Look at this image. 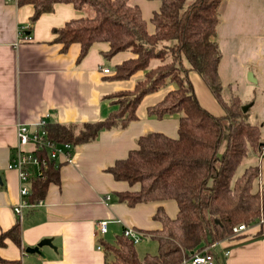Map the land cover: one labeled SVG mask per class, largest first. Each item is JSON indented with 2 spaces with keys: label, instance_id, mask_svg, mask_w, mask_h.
<instances>
[{
  "label": "crops",
  "instance_id": "1",
  "mask_svg": "<svg viewBox=\"0 0 264 264\" xmlns=\"http://www.w3.org/2000/svg\"><path fill=\"white\" fill-rule=\"evenodd\" d=\"M128 4L140 8L152 33L154 26L149 20L158 10L159 1L128 0ZM32 15L30 4L0 0V233L17 221L13 207L23 199L17 172L8 168L16 149V124L24 123L32 130L41 120L47 125L105 118L115 107L108 95L132 89L142 76V71H138L124 80L112 78L114 67L135 55L123 51L105 58L102 53L108 49L106 42H94L79 61V43L61 51L62 44L53 41V29L84 16L71 3H55L51 11L29 24ZM219 20L216 41L221 50L218 62L221 94L225 100L230 93L243 100L250 97L248 103L254 105L257 100H253L252 93L260 86L262 104L250 114V119L261 120L260 136L264 140V0H222ZM20 32L27 37H20ZM104 68L109 72L105 73ZM249 71L256 82L248 80ZM189 79L201 105L221 114L222 109L199 75L190 72ZM249 85L255 86L252 93L246 92ZM172 87L170 83L145 94L135 111L137 119L124 129L100 132L95 141L72 147L67 159L58 155L59 182L48 185L43 199L23 207L20 242L6 238L0 246V257L9 264H104L103 250L98 249L100 238L112 241L129 226L140 232L158 230L161 223L154 219V213L159 206L173 218L177 211L174 200L135 206L118 200L116 192L127 190L129 185L115 180L106 171L115 160L126 157L128 150L136 147L135 140L141 134L160 131L169 137L177 135V114L158 119L149 117L146 111ZM23 148L32 150L33 145ZM253 163L260 168L257 179L260 185L264 182V157L255 152ZM99 220L106 221L105 233L96 230ZM43 239L41 254L25 252L26 246H34ZM135 248L141 259L146 253L155 254L158 243L146 235ZM213 256V264H264V218L251 224L246 234L219 240Z\"/></svg>",
  "mask_w": 264,
  "mask_h": 264
},
{
  "label": "trees",
  "instance_id": "2",
  "mask_svg": "<svg viewBox=\"0 0 264 264\" xmlns=\"http://www.w3.org/2000/svg\"><path fill=\"white\" fill-rule=\"evenodd\" d=\"M158 1V10L149 20L154 29L149 33L140 8L129 5L128 0H17V5H32L29 24L51 11L55 3H71L84 16L53 29V41L62 44V52L70 44L79 43V61L94 42H106L108 49L102 53L105 58L123 51L135 55L116 65L112 78L124 80L142 71L132 89L108 95L115 107L105 118L45 125L51 142L81 145L95 141L102 131L124 129L137 119L135 111L145 94L173 84L146 111L149 117L158 119L177 114V135L169 137L160 131L141 134L135 140L136 147L106 171L129 185L127 190L116 192L121 202L135 206L174 200L176 215L171 218L158 207L154 219L161 227L142 232L156 239L157 252L146 253L141 259L135 244L123 232L112 241L100 238L104 264H179L191 252L230 237L234 224H253L264 218V182L254 185L259 166H246L236 174L249 148L260 156L264 140L260 123L250 119V109L241 108L245 101L234 93L225 100L221 94V50L216 29L222 0ZM190 72L203 80L221 114L201 105ZM35 155L45 165L29 180L26 200L31 204L43 199L48 185L60 179V164L49 159L45 149L35 151ZM19 232L17 219L0 233V246L6 238L19 244ZM0 263L9 264L1 257Z\"/></svg>",
  "mask_w": 264,
  "mask_h": 264
},
{
  "label": "built area",
  "instance_id": "3",
  "mask_svg": "<svg viewBox=\"0 0 264 264\" xmlns=\"http://www.w3.org/2000/svg\"><path fill=\"white\" fill-rule=\"evenodd\" d=\"M17 2V0H14ZM19 36L22 38H26L27 35L23 34L22 32L19 33ZM103 71L105 73L109 72L108 68H104ZM46 122L45 120L38 121L35 124V129L30 130L27 128L26 124L24 123H17L15 126L16 130V149L13 155L10 157L8 168H12L17 172L20 182V196L23 198L17 205L13 207L14 213L16 217L21 220L22 209L25 206L33 205L24 198L29 194L30 189L27 186L30 178L34 175H38L40 173V166L45 165V162H40L35 155V151L39 149H45L47 156L51 160H56L58 155L64 156V158L70 157V150L72 149L73 145L70 143H55L51 142L46 137V129L45 128ZM31 144L33 145L32 150H25L23 146ZM260 156L264 157V144L261 146L260 149ZM27 183V184H26ZM262 220V219H261ZM261 220L259 222H261ZM257 222V223H259ZM254 224V223H253ZM251 224H244L238 223L234 224L232 227V236L246 234ZM96 230L101 233H105L106 230V221L99 220L96 223ZM123 233L126 237H130L134 244L138 243L143 233L138 231L137 229L132 228L131 226L125 227L123 229ZM218 242L213 243L209 246L204 247L200 251L191 252L189 256H186L182 259L179 264H213L215 262V257L213 256L214 248L216 247ZM101 248V245L98 246V249ZM228 252H225V255Z\"/></svg>",
  "mask_w": 264,
  "mask_h": 264
},
{
  "label": "rangeland",
  "instance_id": "4",
  "mask_svg": "<svg viewBox=\"0 0 264 264\" xmlns=\"http://www.w3.org/2000/svg\"><path fill=\"white\" fill-rule=\"evenodd\" d=\"M250 86V85H249ZM253 88L255 89V86L254 87H249V89L246 91L248 93H252L253 91ZM253 94V100L256 101L255 104L251 105L250 107H248V110L250 109V113L252 114L254 112V110H258L260 108V105L262 104V101H261V95H262V92H261V89H260V86L257 85L256 89L254 90V92L252 93ZM250 97L245 99V103H248L250 101ZM255 120L259 123H261V120L258 118H255ZM76 146V145H75ZM73 146V149L74 147ZM246 155L244 156V158L241 160L239 166H238V170H237V173L236 174H239L241 173L242 171L245 170L246 166H249L251 164H254V160H255V152H252L251 148H249L247 151H246ZM258 184V181L257 179L255 180V187L257 186ZM146 238V235H143L141 240L144 241V239Z\"/></svg>",
  "mask_w": 264,
  "mask_h": 264
},
{
  "label": "water",
  "instance_id": "5",
  "mask_svg": "<svg viewBox=\"0 0 264 264\" xmlns=\"http://www.w3.org/2000/svg\"><path fill=\"white\" fill-rule=\"evenodd\" d=\"M247 78L249 81H252V82H256V78L253 77V74L251 71L248 72L247 74ZM252 103H244L242 104L241 108L243 111H246L248 109V107H250ZM45 242V240H41V242L37 243L36 245L34 246H26L25 248V252H36V253H39L41 254V251H40V248H41V245Z\"/></svg>",
  "mask_w": 264,
  "mask_h": 264
}]
</instances>
